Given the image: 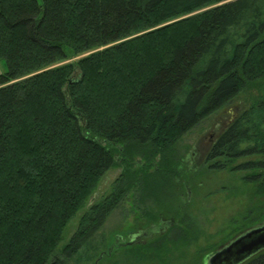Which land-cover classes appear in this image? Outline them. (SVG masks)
Listing matches in <instances>:
<instances>
[{
	"label": "trees",
	"instance_id": "obj_1",
	"mask_svg": "<svg viewBox=\"0 0 264 264\" xmlns=\"http://www.w3.org/2000/svg\"><path fill=\"white\" fill-rule=\"evenodd\" d=\"M3 61L0 264L93 257L106 240L104 223L132 193L140 195L147 221L155 222L168 206L184 224L196 209L193 201L184 207L183 184L192 172L180 165L181 141L250 88L258 92L251 107L216 140L208 161L220 159L224 167L264 154V0H0ZM119 152V183L59 247L66 224ZM260 176L248 195L264 215ZM157 201L154 210L150 202ZM189 222L196 240L199 223ZM187 242L192 238L182 236L136 250L154 262L152 254L181 256L178 244ZM239 264H264V248Z\"/></svg>",
	"mask_w": 264,
	"mask_h": 264
},
{
	"label": "rangeland",
	"instance_id": "obj_2",
	"mask_svg": "<svg viewBox=\"0 0 264 264\" xmlns=\"http://www.w3.org/2000/svg\"><path fill=\"white\" fill-rule=\"evenodd\" d=\"M213 5L215 4L205 5L190 14L180 15L159 27L192 14L202 13V11L213 8ZM183 28V26L178 28L174 35L181 33ZM93 51L95 50L82 52L69 60L60 61L57 65L80 60L81 57L85 58ZM6 68V62H0V75L6 72ZM256 94H258L257 90L252 88L240 92L239 96L208 116L182 139L181 149L177 150V153H182L185 159L183 163L182 160L180 161V165H187L188 170L192 172V176H189L190 182L188 181L184 186L186 204L193 201L196 209L195 214H189L182 219L184 224L175 216L174 210L168 206L166 210L159 213L155 222L147 221L143 217L144 203L140 200V195L132 193L124 203V207L117 210L104 223L101 232L106 235V240L102 242L97 251H94V256L81 257L80 262L71 260L69 264H131L135 261L138 264H207V259L213 250L223 248L245 231L264 224V217H261L263 214L259 212V208H256L259 205L258 200L250 201L248 195L249 191L261 181L260 175L264 173V168L259 163L264 162V154L256 153L236 158L228 161L224 167L219 163L220 159L208 161L209 151L217 142L216 140L239 118L240 114L251 107L252 97ZM117 156V163L101 178L97 189L85 201L86 203L79 209L75 218L66 224L59 247L65 245L77 231L80 220L90 207L102 197L108 196L119 183L124 169V159L120 156V152ZM136 157L141 164H147V162H142L146 160L142 156ZM215 163L220 164V167L212 168V164ZM247 163L250 165L245 168ZM152 166L155 169L159 167L157 163ZM185 181L187 182V177ZM150 206L154 210L160 208L158 201L154 204L150 202ZM249 215L251 216L246 218ZM187 219L190 220L189 224L192 223V219L199 223L196 240H194L195 231L191 230L192 225L188 231ZM182 236L187 237L188 241L192 238V242L178 244L180 245L178 254H181L179 257L163 256L157 253L152 254L156 260L148 262L145 261L144 256L138 255L140 251L136 250L145 248V246L154 248L159 240L167 241L168 239L175 242Z\"/></svg>",
	"mask_w": 264,
	"mask_h": 264
},
{
	"label": "water",
	"instance_id": "obj_3",
	"mask_svg": "<svg viewBox=\"0 0 264 264\" xmlns=\"http://www.w3.org/2000/svg\"><path fill=\"white\" fill-rule=\"evenodd\" d=\"M264 248V225L256 226L234 238L213 253L207 264H239Z\"/></svg>",
	"mask_w": 264,
	"mask_h": 264
},
{
	"label": "flooded vegetation",
	"instance_id": "obj_4",
	"mask_svg": "<svg viewBox=\"0 0 264 264\" xmlns=\"http://www.w3.org/2000/svg\"><path fill=\"white\" fill-rule=\"evenodd\" d=\"M183 187H184V184H183ZM184 190H185V187H184V189H183V195H184V198H185V192H184ZM128 199V198H127ZM127 199L125 200V203L127 202ZM186 199V198H185ZM186 206V201H185V205H184V207ZM216 250H218V249H216Z\"/></svg>",
	"mask_w": 264,
	"mask_h": 264
}]
</instances>
